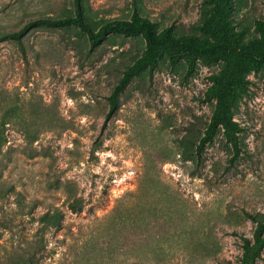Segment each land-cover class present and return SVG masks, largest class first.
Listing matches in <instances>:
<instances>
[{
    "label": "rangeland",
    "instance_id": "obj_1",
    "mask_svg": "<svg viewBox=\"0 0 264 264\" xmlns=\"http://www.w3.org/2000/svg\"><path fill=\"white\" fill-rule=\"evenodd\" d=\"M83 4L96 27L138 11L177 35L200 34L194 25L209 9L207 0ZM74 12V0H0V32ZM263 17L264 0H235L231 20L245 40ZM144 48L121 34L93 47L75 26L0 40V120L12 121L0 154V264H24L40 239L38 264H240L242 237L256 227L247 212L264 214V68L234 108L240 153L220 131L198 156L213 110L205 92L222 63L189 74L165 56L106 119L109 95ZM53 207L62 226L41 237L37 219Z\"/></svg>",
    "mask_w": 264,
    "mask_h": 264
},
{
    "label": "trees",
    "instance_id": "obj_2",
    "mask_svg": "<svg viewBox=\"0 0 264 264\" xmlns=\"http://www.w3.org/2000/svg\"><path fill=\"white\" fill-rule=\"evenodd\" d=\"M209 9L202 16L201 21L194 25L195 32L177 35L173 25L158 29L156 22L135 11L130 18L102 19L94 26L85 15L83 0H74V14L57 17H39L30 20L16 31L0 32V40L21 41L32 29L40 26H75L85 33L91 46L100 45L114 34L131 37H142L145 48L142 54L130 64L109 95V111L106 119L112 117L120 105V96L126 86L145 70H154L160 59L167 56L172 65L184 61L187 72L193 74L198 62L204 64L222 63L221 69L210 75V85L205 92V100L213 102L210 120L203 129V135L196 146V153L200 156L207 143L213 141L221 131L225 140L229 142L234 154L240 153L239 134L242 130L234 117L237 102L249 89V74L258 73L264 68V17L256 20L258 36L245 40L243 30L237 29L231 20L235 0H207ZM15 116L16 110L7 113ZM12 123L5 116L0 120V154L8 142L6 133ZM69 198V197H68ZM69 208L78 212L82 210L79 200L69 198ZM63 211L53 207L42 213L37 221L40 226L38 234L44 235L48 229L62 226ZM256 227L253 237H242V255L240 264H258L264 251V214L247 212ZM43 245L42 239L34 241L32 250L29 249L24 264H38L36 261V246Z\"/></svg>",
    "mask_w": 264,
    "mask_h": 264
}]
</instances>
